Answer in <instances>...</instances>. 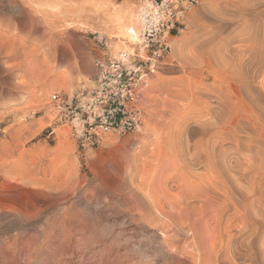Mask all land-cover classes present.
<instances>
[{"label": "rangeland", "instance_id": "1", "mask_svg": "<svg viewBox=\"0 0 264 264\" xmlns=\"http://www.w3.org/2000/svg\"><path fill=\"white\" fill-rule=\"evenodd\" d=\"M32 1L29 10L20 8L16 0H0V264L25 259L19 253H12L14 247L21 249L24 244L27 246L23 249L36 245L32 250L36 264H88L95 257L98 259L94 261L107 258V264L118 261L116 264H174L175 259L170 260L166 251L163 252L158 223L148 224L150 221L146 220L150 219L144 215L145 211L138 210L134 201L143 195V198L156 196V187L150 184L153 180L157 184L158 179L168 180L163 183L167 192L178 193L174 170L157 177L159 153L166 147L170 153L175 149L179 144L176 136L181 130L189 131L193 138L194 134L195 137L203 135L204 140L216 130L215 123L209 124L214 118L206 105H216L217 100L213 95L202 94L199 85L226 82L218 78L221 68L226 66L217 63L224 56L226 39L236 31L230 29L247 21L246 28L251 32L255 21L264 20V10L240 19L233 9L240 4L264 9V0H202L195 5L188 14L186 26L172 38L169 58L144 92V124L125 133H110L93 143L72 135L73 125L57 117L50 94L59 92L70 100L89 93L96 87L97 59L107 60L121 51L137 52L139 36L147 23L145 11L149 1ZM216 31L224 32L218 36ZM48 32L55 34L59 41L54 44V56L40 55L35 59L37 75L26 73L28 64L24 62L23 52L27 53L38 42V45L44 43ZM208 39L211 43H207ZM206 47L210 48L209 53L216 54L209 55ZM213 66L215 71L211 70ZM203 122L205 131L200 127ZM170 133L174 134L172 142L168 141ZM199 171L200 175L204 173L203 170L195 173ZM169 174L173 175L171 182L166 177ZM140 183H144V188ZM150 187L155 189L152 191ZM145 189L155 193L149 194Z\"/></svg>", "mask_w": 264, "mask_h": 264}, {"label": "bare ground", "instance_id": "2", "mask_svg": "<svg viewBox=\"0 0 264 264\" xmlns=\"http://www.w3.org/2000/svg\"><path fill=\"white\" fill-rule=\"evenodd\" d=\"M16 1L22 9L26 7L30 10V8H32L31 5L33 4L30 5V3H33L32 0ZM260 7L261 6L250 4L246 7V5L244 6L240 4L235 6L233 10H236L237 15L239 13L241 16L240 19H246L247 14L262 13L264 9H261ZM231 8H233V6H231ZM231 8L230 11L232 10ZM226 14L228 15L229 13L227 12ZM226 14L224 16H226ZM231 18H229V20H231ZM232 19L235 20V18ZM247 20L249 21V19ZM221 22L223 24L222 19ZM242 22L243 21H241L236 28L230 29L231 31L236 30L235 33L232 32L233 35H227L226 37L224 36L225 34L223 35L225 38L229 37L226 39V43L224 45L222 44L224 46V53L222 52L224 56L220 52L221 50L218 51L219 54L221 53L222 55L221 60L219 59L220 62L214 57L218 60H216L218 62L217 64H221L220 66H226L221 68V77H218L226 82L221 84L222 82L220 81L221 83L216 84L217 82L214 80V84L209 83L206 85V83H204V87H202V85L200 87L199 85L202 94L213 95L217 100L216 105L207 106L208 103L207 105L205 103L207 112L214 118L209 124L214 125L215 123L214 128L216 130H212L213 132H211V134L209 133V136L205 138V140L203 135H201V137L198 136V132H195L196 129L192 128L198 136L195 137L194 134L195 139L192 134H188L189 131L186 133L181 130L182 132L179 131L176 136V140L179 144L176 147L174 146L175 149L173 151L171 150V153L166 150L167 147L164 148L165 151L163 150V152H161L162 150H159L161 153H159L160 161L156 168L158 169L157 177L159 178L160 175L164 174L167 170V174L173 172L170 170H174L175 182L177 180V184L175 183L176 185L174 186H177V188L175 187V190L177 189L178 193H175L176 191L174 192L175 194L167 192L165 190L166 185L164 184V186L163 183H166L168 180L166 179L165 182H162L158 179L156 182L157 184L153 183L154 180L152 183L149 182L151 183L150 186H153L152 184L155 185L156 196L155 194L153 195L155 192L151 193L145 189L154 197L150 198L148 194V197H146L145 194L146 198H143V195L141 196L142 199L138 197L139 200L136 199L137 201H134L137 202L136 207L138 210L145 211L144 215L146 218L148 217L150 219L146 220L148 222L150 221L148 224H150L151 221H156L158 223L157 227H159L162 232L161 242L163 243V252L166 251L165 253L170 257V260L175 259L174 264H264V69H261L262 63L264 64V20L260 18L259 22L255 21L251 32H248L249 29L246 28L247 21L243 22V25ZM233 25L236 26V24ZM223 27L224 29H227L228 26L226 27V25H224ZM218 29L217 31H219ZM51 31H53V29ZM48 33L49 37L44 43L38 45V42L35 47L31 48L27 53L25 52L24 54L23 52L24 62L28 64L25 70L26 73H31L35 76L37 75L35 74V64L37 63L35 59L40 55H44L45 58L47 57L46 55L49 57L54 56V44L57 42V36L52 32ZM220 33L217 32L216 34H219L218 36H220L222 34ZM225 33L227 34V31ZM213 34H215V32ZM245 35L249 38L244 37ZM224 37L221 38L224 39ZM42 38L44 37L42 36ZM209 38L211 39V37ZM211 40L213 41V38ZM209 41L210 40L208 39L207 43H209ZM58 42L57 44H59ZM207 43L206 45H208ZM44 45H46L44 50H40V47ZM208 48L206 50L209 55L216 54V52H210V54ZM211 49L213 50V47ZM211 58H213V56ZM217 64L216 67H219ZM215 68L211 70L215 71ZM261 70L263 71V74H261ZM216 76L213 78H216L217 80ZM196 90H198V88ZM198 95L200 96V93ZM207 112L205 110V113L209 115ZM201 113L204 114V112ZM179 119L177 118L178 122ZM205 120H207L206 123H208L209 118ZM174 121H176V119ZM196 121L200 122V119L198 120L197 118ZM204 123L205 122L200 123V127H202L203 131L206 130V127L202 125ZM184 125L186 126V124ZM183 126H181L180 129H182ZM162 134L163 133H161L160 136H162ZM173 135L168 139L169 142L173 139ZM166 142L165 144L167 145L169 142ZM168 147H171V145ZM156 159L158 158L156 157ZM196 170H203L204 173L200 175L201 171H199V174H196ZM199 175L201 178H199ZM172 176L170 175L166 177H169L170 180ZM141 184L142 183H140V186H143L144 188V183ZM167 184L169 185V182ZM139 188L141 189L142 187ZM150 188L152 189V187ZM134 190L136 191L137 189L134 188ZM145 190H143V192ZM142 194L143 193H140V195ZM121 195L124 194L121 193ZM126 195L129 196L130 194ZM125 203H127V201ZM129 210V212H131V209ZM134 210H136V208ZM138 215L140 214L138 213ZM141 216H143V214ZM19 220L21 222V219ZM64 234H66V232H64ZM24 245L22 247L27 246ZM7 247H9V245ZM22 247L21 249L14 247L12 253H19V255L21 254L26 258H23L22 260L17 259L18 261L13 264H36L35 256L33 255L35 251H32L34 250V247L28 246V249H23ZM21 251H24V253ZM38 253H40V251L36 254L38 255ZM98 253L100 254V252ZM168 256L166 257L168 258ZM93 259H91V261L88 260V264H107L108 261L107 258H104L105 260L96 261ZM170 260L169 262H171ZM113 263L116 264L115 262ZM170 264H172V262Z\"/></svg>", "mask_w": 264, "mask_h": 264}, {"label": "built area", "instance_id": "3", "mask_svg": "<svg viewBox=\"0 0 264 264\" xmlns=\"http://www.w3.org/2000/svg\"><path fill=\"white\" fill-rule=\"evenodd\" d=\"M148 1L137 52L121 51L107 60L97 59L96 87L89 93L70 100L59 92L50 94L57 117L72 124V135L81 141L97 142L110 133H125L144 124V92L169 58L174 34L186 26L190 10L202 0Z\"/></svg>", "mask_w": 264, "mask_h": 264}]
</instances>
